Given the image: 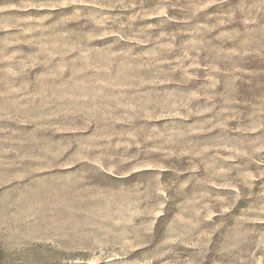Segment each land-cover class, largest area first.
I'll list each match as a JSON object with an SVG mask.
<instances>
[{
  "label": "rangeland",
  "instance_id": "obj_1",
  "mask_svg": "<svg viewBox=\"0 0 264 264\" xmlns=\"http://www.w3.org/2000/svg\"><path fill=\"white\" fill-rule=\"evenodd\" d=\"M0 264H264V0H0Z\"/></svg>",
  "mask_w": 264,
  "mask_h": 264
}]
</instances>
